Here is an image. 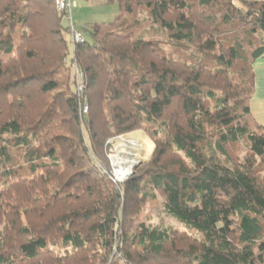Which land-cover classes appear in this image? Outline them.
Returning <instances> with one entry per match:
<instances>
[{"label": "trees", "instance_id": "1", "mask_svg": "<svg viewBox=\"0 0 264 264\" xmlns=\"http://www.w3.org/2000/svg\"><path fill=\"white\" fill-rule=\"evenodd\" d=\"M112 2L68 58L54 0H0V264H264V0ZM135 130L153 152L116 182ZM157 195L185 230L141 216Z\"/></svg>", "mask_w": 264, "mask_h": 264}, {"label": "rangeland", "instance_id": "2", "mask_svg": "<svg viewBox=\"0 0 264 264\" xmlns=\"http://www.w3.org/2000/svg\"><path fill=\"white\" fill-rule=\"evenodd\" d=\"M118 13L119 8L117 2L104 3V0H71V15L74 27L76 30H80L82 32L86 40H89V37L86 31L81 30L82 26L88 23H111ZM136 18L144 20L146 18L145 10H138ZM63 23L64 25H67L68 21L63 20ZM141 35L145 39H154L160 41H164L166 39V33L157 26L148 27L146 29L143 28ZM65 37L68 45V58H70L72 53L71 46L73 41L70 30L67 31ZM78 85H81V88L83 89V83H80L79 74L77 73L76 87H78ZM82 89L80 91H82ZM121 139H130L134 141V143L138 146L140 152L143 155V160L140 161L137 166L146 162L151 156L154 149L153 141L143 130H135L109 139L107 146L108 168L112 179L116 182H122L125 180H117L116 176L114 175V167L112 162L113 156L116 155V157L124 158V155L126 153V150L121 151L120 153L116 150V143ZM241 146L245 148V145L243 143L241 144ZM239 155L240 157L242 156L241 153H239ZM141 216L144 217L146 221L153 226L172 228L179 231L185 230L180 222H178L175 218L165 212L163 207V199L158 195L154 202H147L146 204H144Z\"/></svg>", "mask_w": 264, "mask_h": 264}, {"label": "bare ground", "instance_id": "3", "mask_svg": "<svg viewBox=\"0 0 264 264\" xmlns=\"http://www.w3.org/2000/svg\"><path fill=\"white\" fill-rule=\"evenodd\" d=\"M116 150L119 153L126 150L124 158L116 157V155L112 158L114 175L119 181L125 179L132 168L143 160V155L134 141L130 139H121L118 141L116 143Z\"/></svg>", "mask_w": 264, "mask_h": 264}, {"label": "crops", "instance_id": "4", "mask_svg": "<svg viewBox=\"0 0 264 264\" xmlns=\"http://www.w3.org/2000/svg\"><path fill=\"white\" fill-rule=\"evenodd\" d=\"M254 92L250 100V112L258 124L264 125V55L253 63Z\"/></svg>", "mask_w": 264, "mask_h": 264}, {"label": "built area", "instance_id": "5", "mask_svg": "<svg viewBox=\"0 0 264 264\" xmlns=\"http://www.w3.org/2000/svg\"><path fill=\"white\" fill-rule=\"evenodd\" d=\"M56 9L64 13V18L68 21V25L71 31V35L74 42H80L83 40L81 33L75 29L71 15V0H54ZM81 88V85H80Z\"/></svg>", "mask_w": 264, "mask_h": 264}, {"label": "water", "instance_id": "6", "mask_svg": "<svg viewBox=\"0 0 264 264\" xmlns=\"http://www.w3.org/2000/svg\"><path fill=\"white\" fill-rule=\"evenodd\" d=\"M136 166H137V164H136V165H135V166L132 168V170H131V171H130V173L127 175V177H128V176H129L131 173H133V172H134V170H135ZM127 177H126V178H127ZM126 178H125V179H126Z\"/></svg>", "mask_w": 264, "mask_h": 264}]
</instances>
